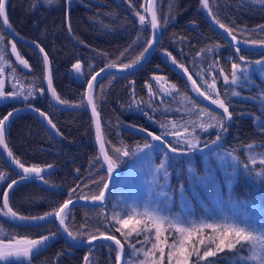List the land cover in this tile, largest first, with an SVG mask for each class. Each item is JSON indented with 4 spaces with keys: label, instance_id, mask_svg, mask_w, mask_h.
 Returning a JSON list of instances; mask_svg holds the SVG:
<instances>
[{
    "label": "trees",
    "instance_id": "16d2710c",
    "mask_svg": "<svg viewBox=\"0 0 264 264\" xmlns=\"http://www.w3.org/2000/svg\"><path fill=\"white\" fill-rule=\"evenodd\" d=\"M129 2L136 11L146 15L143 0H71L70 10L65 0H56L52 6L40 3L34 10V0H6V15L11 31L23 42L13 41L8 32L0 27V34L5 37L0 40V55H4L7 64L16 69L13 72L7 64H0V67L5 68L0 79L5 80L3 91L19 92L21 95L0 101V119L22 107L35 108L39 112L43 111L56 127L53 129L49 125L50 134L38 122L35 114L26 110L14 113L6 121L5 143L14 157L25 166H39L48 172L42 176L47 183L35 176L21 180L19 173L11 170L0 158V172L6 177L0 181V210L4 191L12 180L18 183L8 190L9 205L19 215L26 217L43 216L69 198L75 200L85 194H98L106 174L98 157L93 122L84 100L83 106L74 105L81 104L84 88L96 71L113 63L119 67L130 63L147 47L146 42L152 37L151 26L148 20L146 27L140 25ZM199 3V0H157L155 8L160 21V36L151 57L133 72L104 75L94 83L92 91L104 135L105 151L117 160L118 175L104 204L69 208L71 211L66 223L71 229L79 230L81 225L86 224V232L98 234L99 229L107 234L111 231L123 241L121 234L115 231L119 225L110 217L115 213L123 215L130 211L133 193L127 194L122 189L121 194H117L116 189L132 166L146 174L156 173L167 181L164 192L170 203L165 204L164 208L171 217L180 218L185 205L192 215L194 211L199 216L203 209L213 210V215L214 209L219 208L223 214L237 221L250 222L253 227L264 229V165L259 163L264 157V127H261L264 124V64H255V61H264V51L240 48V54L247 61L242 66L248 71L246 74L238 73L241 79L236 85L225 84L219 69L224 68L230 74L231 63L239 62V56L233 46L207 24L201 15ZM209 7L213 13L211 19L215 17L234 29L233 34L237 39L264 41V31L260 29L264 25V5L253 0H209ZM8 41L16 44L17 51L28 62L31 71L16 61ZM24 42H31L35 46L38 43L44 49L43 54L49 58L52 86L68 104H59L58 107L49 101L44 89L46 83L41 54ZM165 52L189 69L201 90H206L201 75L209 83L215 78L217 91L226 100L232 113V119L226 121L227 131L221 133L219 140L216 128L203 131L198 127L201 119L208 120V116L201 114L198 109L203 108L220 116L223 114L201 103L192 86L185 83L172 68L173 64ZM76 62L82 66L80 73L72 68ZM253 63L259 66L257 71L251 69ZM155 76L165 78L161 84L165 81L175 84L178 91L165 95L153 79ZM8 78L11 81L9 84ZM146 85L152 88V95H149ZM29 91L32 95L26 100L24 96ZM233 91L238 95H233ZM181 93L193 99L198 108L182 100ZM173 123L177 126L175 129ZM128 126L135 130L143 128L154 135L182 131L181 126H184L188 133L198 137L196 148L201 146L204 149L200 155L191 154L187 145L175 142V136L165 135L163 138L166 142L179 150L178 153L165 152L137 130H129ZM146 142L153 147L144 148ZM249 145L253 147L249 148ZM115 148H127L130 155L120 156L114 151ZM202 156L208 158L205 163L200 161ZM250 157L256 158L255 164ZM162 160L166 161L167 178L155 171ZM190 168L193 172L188 173ZM203 174L213 175L215 188H209ZM133 179L123 181L122 186H128ZM161 179L158 184L163 182ZM203 185L208 190L204 193ZM179 191L185 202L178 201ZM192 191L194 193L190 195ZM196 194L201 196L199 202L195 198ZM57 230L54 220L23 226L0 215V241L4 243L11 242L13 238L38 239L56 233L38 254L23 264H85L86 255L89 256L90 264H116L115 252H110L109 247L105 246L109 244L103 242L88 248L72 247L65 243ZM129 239L135 242L142 236L133 234ZM85 240L87 236L78 242ZM110 246L113 249L115 247ZM142 246L140 243L135 244L138 249ZM237 249H225L218 252L216 257L208 259L214 260L215 264H255L248 261L250 253L247 247L239 251ZM123 254L122 264H139L145 259L128 244L124 245ZM0 264L4 262L0 261ZM164 264H167L166 257ZM200 264L205 262L201 261Z\"/></svg>",
    "mask_w": 264,
    "mask_h": 264
},
{
    "label": "snow or ice",
    "instance_id": "6c2138e0",
    "mask_svg": "<svg viewBox=\"0 0 264 264\" xmlns=\"http://www.w3.org/2000/svg\"><path fill=\"white\" fill-rule=\"evenodd\" d=\"M65 2L69 6L71 5V0H65ZM157 0H146V7H144V12L151 17L150 25L153 30V34L159 29L160 21L158 20L157 11L155 8ZM254 3H260L264 5V0H253ZM40 3L45 4L46 6H52L56 3V0H34L33 10L39 6ZM201 6L208 10V14L210 16L213 15L212 11L209 7V0H200ZM129 7L133 8V11L138 16L140 25L142 27L147 26V17L144 14L136 11L133 4L129 2ZM0 18H3V25L0 27L6 26V29L11 31L12 27L6 15V0H0ZM167 19V18H166ZM213 23L218 24L224 32L231 37L233 43L236 45L235 51L239 56V62L231 63V72L230 74L226 73L224 68L219 69V73L224 77L225 84L231 83L232 85H236L237 82L241 79V76L238 73L246 74L248 69L243 67V64H246V58L241 55V49L239 44L241 42L251 43L252 45L259 44L260 46H264V41H239L237 40V36L234 35V29L226 26L221 23L215 17H213ZM261 31H264V25L260 26ZM69 33L71 34V27L69 25ZM5 37L3 34H0V40H4ZM11 44V53L15 56L16 61L23 65L24 68H31L28 62L22 57L21 53L17 51L16 44L12 41H8ZM133 43H136L134 41ZM147 47H144L143 50L135 57V59L127 64L120 65V70L123 71L125 69H131L135 65L139 64L140 61L145 57V54L149 51V49L153 46V40H148ZM36 47L40 49L41 53H44V49L37 43ZM218 47V46H217ZM211 51L212 49H207ZM127 51V49H125ZM203 51V50H202ZM123 55V53H121ZM165 55L171 60L172 64L177 68L181 69L185 76H187L188 80L192 84L193 90L204 100L209 101L211 104L215 105L217 108L221 109L223 112V116H220L216 113L210 112L206 109L199 108V112L201 114H206L208 116V120L205 121L203 119L200 120L198 127L207 131L209 128H216L217 130V140L221 138V133L227 131L226 121H230L232 119V113L229 111V105L225 99L221 98L220 93L217 91V85L215 78L209 83L204 80L203 75L200 76L201 81L205 84L206 90H201V87L197 85L196 80L193 79V76L189 73V69L186 68L183 64L179 63L177 59L171 56V54L165 52ZM256 64H264V61L258 60L255 61ZM0 64H7L6 57L4 55H0ZM43 64H44V78L48 82V91L51 93L52 98L56 101L57 104H68V101L62 99L57 95V92L52 86V79L50 75L49 69V58L47 54L43 56ZM212 66H215L212 65ZM7 67H11L12 71L15 72L16 69L11 66V64H7ZM81 64L76 62L72 65V68L75 72H81ZM108 67H116V64H109ZM101 72L104 69L100 70ZM5 73V68L0 67V76H3ZM100 73L97 72L95 75L91 77L87 82L88 91L83 94L81 104L74 105L75 107L83 106V100L87 101V106L91 109L93 124L95 126V134H96V142L100 148V155L103 157L104 164L107 166V174L108 178H111L113 175L117 160L110 156L105 151L104 144V135L101 128L99 113L97 111V104L95 102V97L93 95L94 84L93 81L96 80L97 76ZM156 80L157 84L160 85V89L164 92L165 95H169L171 93L177 92V87L175 84L165 83L161 84V81H164L165 78L162 76L153 77ZM5 84L4 79H0V100L7 99L9 97H19L21 93L19 92H11L6 93L3 91V87ZM149 87V95H152V88ZM42 91V90H41ZM233 95H238L235 91L232 93ZM32 93L29 91L27 95L24 96V99H28L31 97ZM182 100L187 101L192 104L194 108H198L196 102L184 95L180 94ZM135 102V101H134ZM33 111H38L33 108ZM13 115L12 112H9L2 119H0V147H3V150L8 153V156L12 159V163L16 165L17 168L22 169L24 176H21L20 179L24 180L30 175H35V177L39 180H42L44 183H47L46 180L41 176V173L44 171L43 168L39 166H25L18 158H15L13 153L9 150L7 144L5 143V134L7 130L6 121L9 120V117ZM39 115L48 121V124L55 129V124L49 119V117L43 112L40 111ZM162 127H164L162 125ZM172 127L175 129L177 126L175 123L172 124ZM183 128L182 131H173V132H165L162 135H154L152 132H147V135L152 138L153 141H158L160 144L164 145L165 148L168 149L169 152L178 153L179 150L177 147L172 144L167 143L164 140L165 135H173L176 137V141L178 143L187 145L189 150L195 149L199 139L198 137L192 136L188 133L187 128L181 126ZM264 127V124L261 125ZM141 132H145L146 130L141 128L139 129ZM59 134V133H58ZM216 143V141H213ZM144 148H152L153 145L151 143L146 142L143 146ZM249 148L253 147L252 145L248 146ZM115 152L119 153L120 156L128 157L130 155L129 150L125 148L121 150L120 148H115ZM187 154V153H183ZM251 162L253 164L256 163L255 157H250ZM259 163L264 165V157L259 160ZM48 167H52L49 165ZM156 172H162L167 178V168L166 161L162 160L160 165L155 169ZM191 171V169H190ZM260 175V173H258ZM6 179L5 174L0 172V181ZM103 184L100 188L98 194H93L88 196L87 194L83 195L81 198L85 200L91 201H99L101 204L104 203L106 190L109 188V183L107 179L102 178ZM18 183L17 180H12L11 183L7 185L8 189H13V186ZM94 183H98L94 181ZM87 187V185H85ZM9 191H4V199H3V209L0 210V215L11 218L12 220H20V221H44L48 218L55 217V220L59 222L60 228L63 229V232L67 234L71 241L76 242L80 240L82 237L87 236L86 243L92 245L94 241L103 240V241H111L112 244L115 245V248H111L110 245H105L109 247L110 252H115V262L116 264H121L122 256L124 252V245L128 244L132 247L133 251L137 253V255L142 254L144 256V260H141L139 264H164L165 257L167 259V264H200L201 261H204L205 264H215L214 260H209V257H216L218 252H223L225 249L229 251L233 249H237L239 245L240 248L237 251L244 249L247 247L248 252L250 253L248 257V261L255 262V264H264V229L257 230L254 227L250 226H240L235 223H223V222H205L203 220L199 222L195 221H182L179 217L169 218L168 216H161L155 211H148L145 209L144 211H137L135 208L130 211L125 212L123 215L120 213L113 214L110 219L118 224L119 227L115 228L116 232H119L121 236L124 238L123 241L117 238L115 235L111 234L109 231L107 234L103 231L97 229L98 234H92L86 232L87 225H81L79 230L71 229L66 220L70 213L69 205L72 204L71 198L64 201L58 208H53L52 211L46 212L43 216L36 217H26L19 215L16 211H14L9 205ZM71 196V193H70ZM132 225L131 228L128 226ZM122 229H128L127 231H122ZM135 234L137 237H141L142 239H138L135 242L130 240L129 238ZM56 233H52L51 236H41L38 239H30V238H13L11 242L4 243L0 241V261L4 262V264H23L24 261H29L30 257L38 254L43 246L46 245L47 241H49L52 237H54ZM136 243H140L142 245H149L150 247H142L137 249L135 247ZM167 249V252L165 251ZM91 251V249H89ZM159 253V256H156V253ZM195 257V259H192ZM85 264H90L89 256L84 257Z\"/></svg>",
    "mask_w": 264,
    "mask_h": 264
},
{
    "label": "water",
    "instance_id": "95a60500",
    "mask_svg": "<svg viewBox=\"0 0 264 264\" xmlns=\"http://www.w3.org/2000/svg\"><path fill=\"white\" fill-rule=\"evenodd\" d=\"M143 1H145V5H146V0H143ZM199 2H200V0H199ZM147 6V5H146ZM145 6V7H146ZM199 8H200V12H202V16H203V18L205 19V21L206 22H208L207 24L211 27V29L214 31V32H217V34H219L220 36H222V38L225 40V41H227V42H229L232 46H233V48L235 49L236 48V45L233 43V41H232V39H231V37H229L228 36V34L226 33V32H224L223 31V29H221L220 27H219V25L218 24H215V23H213V20L211 19V17H210V15L208 14V12H207V10L206 9H204L202 6H201V4L199 3ZM147 16V20H148V23H149V25H150V20H151V17L150 16H148V14L147 13H145ZM0 21L2 22L1 24L3 25V18H0ZM151 26V25H150ZM3 29L5 30V32H8V34L13 38V40H15V41H22L23 42V40H21V39H19L18 37H16L14 34H13V32H11V31H9V30H7L6 29V26H4L3 27ZM150 31H151V40H153V46L149 49V51L145 54V57L140 61V63L139 64H137V65H135L133 68H131V69H125V70H123V71H121L120 70V68L119 67H104V68H102V69H104V71L103 72H101V71H97V72H99L100 73V75L99 76H97V78L99 79L100 77H102L103 75H106V74H109V75H112L113 73H123V72H133L134 70H136V69H138V67H140V66H142L143 65V63L147 60V58H149V57H151V55H152V53H153V50H154V48L156 47L155 45H156V42H157V39H158V36H160L159 35V29L155 32V34H153V30L151 29V27H150ZM238 40V39H237ZM239 41H241V40H239ZM24 44L25 45H27V46H29V47H31V48H33L34 49V51H36V52H39L40 54H41V56H42V58H43V56H44V54L43 53H41L40 52V49L39 48H37L34 44H32V43H27V42H24ZM239 47L241 48V49H243V50H253V51H255V52H258V51H264V46H260L259 44L257 45V46H254V45H252V44H245L244 42H241L240 44H239ZM173 67V69L180 75V76H182L181 78H182V80L186 83H188L189 85H191L192 86V84H191V82L188 80V78H187V76H185L184 75V73L182 72V70L181 69H179V68H177L176 66H174V65H172ZM97 72H95L93 75H95ZM51 73V72H50ZM92 75V76H93ZM97 78H96V80L95 81H97ZM45 81H46V87H45V92L46 93H48L47 95H48V98H49V100H50V102H52V103H54V105H56V106H58L59 107V104H57L56 103V101L52 98V95H51V93L48 91V82H47V80L45 79ZM93 83H94V81H93ZM84 93H86L87 91H88V87H87V85H86V87H85V89H84ZM201 98V103L202 104H204V106H206L207 108L209 107V108H212V109H215V111H217V112H220L221 114H223V112H222V110L221 109H219V108H217L215 105H213V104H211L209 101H207V100H204V98L203 97H200ZM84 103H85V108H86V110H87V112H89L88 114H89V116H90V120H91V122H93V119H92V114H91V109H90V107H88L87 106V101L86 100H84ZM33 108H27V107H24V108H20V109H16V110H13V111H11L13 114L14 113H19L20 111H27V112H29V113H33V114H35V117H37V119H38V122L50 133V134H52V131H51V129H50V126H49V124H48V121L47 120H45L43 117H41L40 115H39V112L38 111H33L32 110ZM92 125H93V130H94V132H95V126H94V124L92 123ZM128 129L129 130H133V131H136L137 130V132L139 133V134H141L145 139H147L148 138V140H151V142H153L155 145H159V146H161V147H163L164 148V150H168L167 148H165L164 147V145H162V144H160L158 141H153L152 140V138L150 137V136H148L147 135V132H151V131H145V132H141V131H139V129H132V127H129L128 126ZM153 133V132H152ZM154 134V133H153ZM95 135V144H96V148H97V152L99 153L98 154V156H99V159H100V163H102L101 164V166H102V169H103V172H104V174H106V179L108 180V183H109V188L106 190V195H105V200H104V202L107 200V198H108V193H109V190H110V187H111V185H113L112 183H113V181L115 180V178H116V175H117V173H116V169H115V171H114V173H113V175L111 176V178H108V174H107V166L104 164V161H103V157L100 155V148H99V145L97 144V142H96V134H94ZM0 158H2L1 160H3L8 166H9V168H11V170H15L17 173H19L20 174V176H24V173H23V171H22V169H20V168H17L16 167V165L15 164H13L12 163V160H11V158L10 157H8V155H7V153L3 150V147H0ZM48 172V170H44L42 173H41V176L42 175H44V173H47ZM32 176H35L34 174L33 175H30V177H32ZM7 190H11V189H8L7 188ZM3 199H4V197H3ZM73 202H72V204H70L69 205V208H71L72 206H77V205H83V206H86V207H88V206H95V207H98V206H101L102 204L99 202V201H91V200H84V199H81V198H77V199H75V200H73V199H71ZM2 208H3V202H2ZM9 219H11V218H9ZM12 220V219H11ZM49 220H54V222H55V224H56V227L58 228V233H59V235H60V237L61 238H63V240L65 241V243L67 244V245H70V246H75V247H79V246H82V247H85V248H87V247H89L90 245L89 244H87L86 243V240L85 241H82V242H73V241H71L70 240V238L67 236V234L66 233H64L63 232V229H61L60 228V225H59V222L58 221H56L55 220V217H51V218H48L47 220H44V221H35V222H33V221H29V222H26V223H24V222H22V221H20V220H13L14 222L16 221V222H18V223H20V224H22L23 226H25L26 224H28V225H37V224H40V223H45V222H47V221H49ZM51 240V239H50ZM106 243V244H109V245H112V246H115L114 244H112L111 243V241H103V240H97V241H94L93 242V244H100V243ZM48 244V241H47V243H46V245ZM92 244V245H93ZM45 245V246H46ZM45 246H43V247H45ZM124 256H122V258H123ZM122 263V262H121Z\"/></svg>",
    "mask_w": 264,
    "mask_h": 264
},
{
    "label": "rangeland",
    "instance_id": "374dc122",
    "mask_svg": "<svg viewBox=\"0 0 264 264\" xmlns=\"http://www.w3.org/2000/svg\"><path fill=\"white\" fill-rule=\"evenodd\" d=\"M150 35H151V31H150ZM255 64L253 63V65L251 66V69L257 71L259 66H256ZM9 83H11L10 78H8V84ZM45 83H46V81H45ZM46 84L44 86V89L46 87ZM175 142H177V141H175ZM192 150H194V149H192ZM190 151L191 150H189V153H190ZM206 159H208V158H206L205 156H202L200 159L201 163H205ZM191 160H193V159H191ZM184 170H185L184 172L186 173L187 168L185 167ZM191 172H193V169H191V171L190 170L188 171V173H191ZM159 173L162 175V172H159ZM157 175L158 174H156V173L146 174L144 171H142L140 169L136 170L135 167L132 166L129 168V173L125 177H123V179L120 180V182H119L120 184H119L118 188L116 189V193L121 194L122 189H124L125 193H127V194H129V192H132L133 194H132V199L130 202V207L132 209L135 208L137 211H144L145 209H147L148 211H155L156 213H158L161 216H168L169 218H172L171 215H168V212L165 211V208H164L165 204L170 203L166 198V192H164V186L167 184V181L161 179L160 175L159 176H157ZM212 176L213 175L203 174V178H205L206 181L209 183L210 189L215 188L214 183H213V181L215 179H212L213 178ZM32 177H34V176H32ZM132 178H134V179L129 182L128 186H126V187L122 186L123 181L125 182V181H128V179H132ZM160 179L163 182L158 184ZM227 184L228 183L225 184V187ZM202 190H203V193L205 191H208L204 187V185L202 186ZM177 193L179 196L178 201H181V202L184 201L185 202L184 196L180 194V191ZM193 193H194V191H192L190 195H192ZM200 197L201 196L198 197L197 194L195 196V198H196V200H198V202H199ZM182 206H184V205H182ZM131 208H130V210H131ZM214 210L215 211H214L213 215L211 214L213 212V210H209V209L201 210L202 212H201L200 216H199L198 212H194V211H193L194 215H192V212L189 210L188 206L185 205L182 208V211L180 213V220H182V221H195V222H199V221L203 220L205 222H210V223L211 222L235 223V224H238L240 226L253 227L250 222L244 223L242 220L237 221V219L230 217V215L223 214L221 212V210H219V208H216ZM128 227L131 228L132 225H129ZM257 230H259V229H257ZM142 247H150V244L144 245ZM166 252H167V250H166ZM157 255L159 256L158 252L156 253V256Z\"/></svg>",
    "mask_w": 264,
    "mask_h": 264
},
{
    "label": "bare ground",
    "instance_id": "6f19581e",
    "mask_svg": "<svg viewBox=\"0 0 264 264\" xmlns=\"http://www.w3.org/2000/svg\"><path fill=\"white\" fill-rule=\"evenodd\" d=\"M207 11H208V10H207ZM210 17H211V16H210ZM9 36H10V35H9ZM10 37H11V36H10ZM11 38H12V37H11ZM12 39H13V38H12ZM13 41H15V40H13ZM28 43H31V42H28ZM41 57H42V56H41ZM42 59H43V58H42ZM140 68H141V66H140ZM47 94H48V93H47ZM47 94H46V95H47ZM47 97H48V95H47Z\"/></svg>",
    "mask_w": 264,
    "mask_h": 264
}]
</instances>
